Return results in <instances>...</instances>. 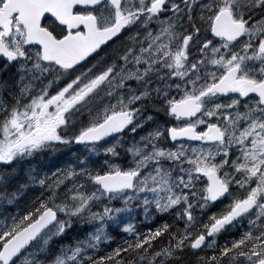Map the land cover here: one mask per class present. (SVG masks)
Wrapping results in <instances>:
<instances>
[{
  "label": "snow or ice",
  "instance_id": "obj_1",
  "mask_svg": "<svg viewBox=\"0 0 264 264\" xmlns=\"http://www.w3.org/2000/svg\"><path fill=\"white\" fill-rule=\"evenodd\" d=\"M0 264H264V0H0Z\"/></svg>",
  "mask_w": 264,
  "mask_h": 264
}]
</instances>
